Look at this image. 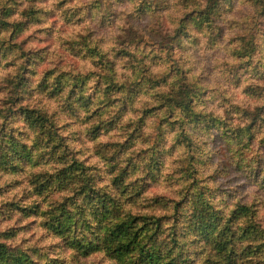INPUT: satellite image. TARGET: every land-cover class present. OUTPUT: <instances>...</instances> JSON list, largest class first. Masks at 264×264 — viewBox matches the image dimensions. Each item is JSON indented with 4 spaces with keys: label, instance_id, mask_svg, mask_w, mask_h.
<instances>
[{
    "label": "rangeland",
    "instance_id": "1",
    "mask_svg": "<svg viewBox=\"0 0 264 264\" xmlns=\"http://www.w3.org/2000/svg\"><path fill=\"white\" fill-rule=\"evenodd\" d=\"M10 1L0 0V17L3 16ZM15 1L18 2L17 8L20 10L17 15L23 18L14 20L12 16L8 19V23L10 25L17 23L19 28L11 29L8 26L11 30L0 32L10 33L7 41L0 42V63L17 51H21V55L16 59H25L30 67L23 73L24 77L29 74V77L25 78L24 89L27 92L15 102L13 101L15 96H13L9 101L11 107L0 113L5 120V124L0 126V198H4L0 200V223L11 222L15 218V224L3 231H12V238H10L12 244L14 245L19 238L20 244L15 246L27 251L40 264H45L53 258L58 259L59 264H119L101 250L87 255L77 252L71 244L73 238L69 240L59 237L49 229L51 226L44 224V211L63 199L65 193L63 190L53 189L37 197L34 195L33 181H36L35 176L40 173H53L56 172V167L65 168L71 163V157L67 160L62 154L63 147L66 145L65 141L69 137H63V146L60 147L59 153L50 154L42 148V144L45 143L38 137H42V134L38 132L36 141L29 147L22 142V138H30V132H36V130L29 127V132H21L9 128L8 125L10 118L17 120L20 118L21 115L17 114L16 110L17 105L22 104L25 97L30 95L29 88L32 82L30 78L39 74V68L47 59L46 50L31 48L23 52V44L28 41H34L37 44L51 41L56 31V24L53 23L49 28L40 27L21 44L13 43V41L19 40L24 32L32 27L46 24L49 18L56 15V12L35 7L21 11L25 3L46 4L47 0ZM208 1L211 0H92L80 9V11L86 10V15L81 17L80 22L88 21L85 30L91 33L89 44L94 41L99 46L109 42L123 41V49H129L132 45L138 47L139 51L142 48L144 50L151 48L158 55H166L167 59L178 65L182 72L187 69L183 72V78L178 80V84H184L185 87L180 89L182 94L175 96L174 100L181 103L182 99L186 100L185 91H189L193 101L190 105L198 114V119H195L192 113L187 112L183 115L180 112L176 125L161 130L160 135L153 139V145L158 147L157 168H155V162L150 159L152 151L148 155L142 151H134L137 142L142 143L145 138L133 139L136 136L135 126L129 128L119 110L100 111L96 108L93 111L92 98L85 99L83 95L79 97L77 104L89 112L85 118V121L90 123L88 133L93 138H98L101 133L110 137L109 143L103 145L97 152L108 164L109 175L115 177L122 171L119 169L124 167L128 157H132V163H128L127 170L123 171L124 184L127 185V193L134 195V191H137V195L133 196L135 203H128V205L137 206L139 209L145 207L151 211L152 208L143 205H146L149 199L157 198L156 211L169 214L171 210L167 209V199L180 201L183 194L191 193L193 188L206 191L209 189L207 193H212L217 204L225 211L224 215L225 213L229 215L235 207L238 209L250 207L254 209L257 221L264 226V215L261 214L264 213V86L260 83L264 82V0H219L217 5L219 7L215 8L218 10L212 23H205L202 28H193L188 23V18L193 17L192 15L197 11L203 10ZM67 2L70 0H61V4L56 7H62ZM140 3L143 10L138 11ZM66 16L67 13H65ZM182 17H187L186 30L181 32L178 39L170 40L174 35V28L169 27V24L177 27L178 20ZM245 42L254 45V51L250 57L241 58L237 55V47ZM222 61H231L232 66L224 67ZM15 66V60L3 64L5 69ZM222 67L223 71H221ZM238 68L241 70L238 71ZM197 70H199V76L196 75ZM50 75L51 70L45 71L43 78L37 84L44 93H48L46 86H51L48 84ZM18 80L19 74L14 83ZM58 80L60 87L61 82L59 78ZM248 80L255 83L250 84L246 89L247 107L239 108L232 104L231 100L224 99L225 92L233 91L241 82ZM52 85L54 86L55 83ZM136 88V95L143 91L140 87ZM56 89L51 95L59 97L63 88ZM72 94L69 93V99ZM232 99H235V93ZM217 100L220 101L218 105ZM226 103L230 107L228 119L224 120L215 116L214 112ZM214 105L216 107L213 112H208V109L213 108ZM182 108V106L178 107L179 110H183ZM201 108L202 110L197 111ZM173 114H177L176 107H173ZM182 116L183 120H181ZM237 119L245 126L240 127V124H235L234 121ZM109 120L111 124L106 130L103 128V123ZM245 121L248 123L245 124ZM67 127L69 126L65 125V128ZM248 128L251 133L246 132ZM174 131L177 135L173 138L172 144H175L176 151L180 152L178 160L182 163L180 168L173 167L168 170V159L172 155L168 138ZM56 132L61 136L60 129L57 128ZM76 139H79V135H76ZM126 139L129 140L124 143ZM15 147L18 148L17 153L13 151ZM7 150L14 158L12 162L6 161L7 163L3 164L1 160ZM18 153L22 155L19 156ZM23 153L25 156H30V159L26 160ZM149 169L153 176L147 174ZM86 171L89 172L88 169ZM95 177L97 180L104 179L103 176ZM176 196L180 199H175ZM125 197H128L127 194ZM166 200L167 205L164 206ZM35 203H38L37 212L28 214L25 209L31 208ZM92 207L93 205L87 206L93 213L90 216L91 226L97 229L98 218ZM24 221L28 223H23ZM185 223L187 224L188 221L182 224ZM238 223H242L241 220H238ZM21 233L25 234L23 238ZM28 233L31 235L28 236ZM56 237L60 238L59 242L46 243ZM190 239L186 238V241L191 243L190 248L193 252L187 257L184 254L183 260L186 258L187 260L183 264H226V259L221 258L216 251L202 243L193 244ZM244 245H246L245 242L241 244V247ZM251 247L254 250V246ZM236 261H238L237 264H251L250 261L260 263V259L250 255L248 258L239 255Z\"/></svg>",
    "mask_w": 264,
    "mask_h": 264
},
{
    "label": "trees",
    "instance_id": "2",
    "mask_svg": "<svg viewBox=\"0 0 264 264\" xmlns=\"http://www.w3.org/2000/svg\"><path fill=\"white\" fill-rule=\"evenodd\" d=\"M17 4V1L11 0L3 16L0 17V32L9 31L15 27L19 28L17 23L12 25L8 23V19L12 16L15 17L20 11ZM140 4L138 11L143 10L142 3ZM218 4L219 0L208 1L203 10L197 11L192 15L193 17L188 18V23L195 29L202 28L205 23L211 24L215 19L218 10L215 8L219 7ZM177 28H180L181 32L187 28L181 18L178 20ZM171 47L168 50L169 53ZM253 47L254 45L247 42L242 43L237 47V55L241 58L250 57L254 51ZM131 48L134 51H139L138 47L133 45ZM124 50L126 53L127 49ZM24 61L25 64L21 65L17 71L19 80L14 83V102L27 92L24 89L26 80L23 73L30 64L25 59ZM56 83L54 86H46L50 95L55 93L56 88H61L58 78ZM127 87L139 86L128 85ZM185 98L186 100L182 99L181 105H179V107H183V110L178 109V113L181 112L184 115L189 112L195 119H198V114L193 111V106L189 103L191 95L187 90ZM173 107H176L177 110L176 105L170 106V110L173 111ZM16 110L19 112L17 114L23 115L30 128L43 135L42 137L38 136L39 140L45 143L42 144V148L50 154L59 153L60 147L63 146V137L57 135L55 125L49 126L48 120L44 116L38 115L34 108H17ZM181 120H183V116ZM110 124V120L103 123V128L107 130ZM246 132L251 133L250 128L246 129ZM128 140L126 139L124 143ZM120 145L122 146L123 143ZM63 148L62 154L67 160L71 157V163L65 168L56 167V172L36 175V181H33L35 184L34 195L40 197L53 189L72 193V195H65L58 203L50 205L49 210L44 211V224L51 226L49 229L59 237L62 236L69 240L73 238L71 244L77 252L87 255L101 250L119 264H183L187 260V258L183 260L184 254L187 257L193 252V249L190 248L191 243L186 241V238H191L190 242L193 244L202 243L216 251L221 258L226 259V264H237L236 258L239 255H244L246 258L250 255L260 259V263L250 261L251 264H264V226L257 221L252 208L238 209L235 207L229 215L227 213L224 215L225 211L217 204L212 193H207L210 191L209 189L206 191L193 188L191 193L183 194L180 201L167 199V209L171 210L169 214H161L156 211L157 198L149 199L148 203L143 205L152 208L151 211L145 207L139 209L137 206L128 205V203H135L133 196L137 195V191H134V195L127 193V185L124 184L123 171L127 170L128 163H132L131 156L128 157L124 167L119 169L122 171L118 172L112 180L115 189V192L112 193L97 190L96 183L102 182V180H97L94 175L88 174L84 164L70 154L67 144ZM13 151L17 153L18 148H13ZM18 154L22 155V153ZM23 157L26 160L30 159V156H25L24 153ZM13 158L7 150L1 162L3 164L12 162ZM150 159L155 162V168H157L159 160L157 146H154ZM147 174L153 176L150 169ZM73 183H75L74 186ZM125 194H127V198ZM167 200L164 202V206L167 205ZM90 205H93L92 210L98 218L99 227L97 229L91 226L92 211L87 208ZM37 207L38 203H35L29 209H22L27 210L28 214L29 212L35 214ZM238 220H241L242 223H238ZM184 221H188V223L182 224ZM184 229H186V233ZM11 232L0 231V264H40L27 251L10 243L12 242L10 241ZM244 242L246 245L241 247ZM251 246H254V250ZM45 264L59 263L58 259L53 258Z\"/></svg>",
    "mask_w": 264,
    "mask_h": 264
},
{
    "label": "clouds",
    "instance_id": "3",
    "mask_svg": "<svg viewBox=\"0 0 264 264\" xmlns=\"http://www.w3.org/2000/svg\"><path fill=\"white\" fill-rule=\"evenodd\" d=\"M91 2L92 0H70L59 8L56 6L61 4V0H47L46 4L39 2L34 5L24 4L21 11L35 7L46 11H55L56 15L49 18L46 24L36 25L24 32L19 40L13 41V43L21 44L37 32L40 27L49 28L53 23L56 24V31L51 41H44L39 44L28 41L23 44V52H27L31 48L46 50L47 59L39 68V74L30 78L32 81L29 88L30 95L26 96L23 103L17 105V108H34L38 115L44 116L48 120L49 126L54 124L55 128L60 129L59 134L62 137H69L65 143L70 154L84 164V167L89 170L88 174L104 177L102 182L96 183L97 190L114 193L115 189L112 185L114 175L108 174V164L102 159V155L97 154L103 145L109 143L110 137L101 133L98 138H93L88 133L90 123L86 122L85 118L89 112L77 104L79 97L81 95L85 99L91 97L93 111L96 108H99L100 111L106 109L109 111L119 110L128 127L133 128L135 126L136 136L133 139L145 138L144 142H137L134 151H142L148 155L154 148L153 139L160 135L161 130L175 126L179 119L180 101L174 100V97L182 94L180 89L185 85L178 84V80L183 78V72H186L187 69L182 72L178 65L167 59L166 55H158L151 48L146 50L142 48L141 51H134L129 48L125 53L122 47L123 41L119 43L109 42L99 46L94 41L89 44L91 33L85 30L88 21L80 22L81 17L86 15V10L80 11V9ZM65 13H67L66 17ZM22 18L20 15L13 17L14 20ZM181 20L186 22L187 17H182ZM119 26L123 27V25ZM169 27L174 28V35L170 40L178 39L181 35V29L172 24H169ZM62 28L63 31H61ZM9 35V32L0 33V42L7 41ZM41 54L43 55L44 51ZM20 55L21 51H17L13 56H9L7 60L0 63V113L11 107L9 101L15 95L14 82L17 71L21 65L25 64L24 59H16ZM12 60L16 61V66L5 69L3 64ZM222 65L230 67L232 62L222 61ZM47 70H51V75L48 78L49 85L56 83L57 78L60 79L63 92L59 97L44 93L42 88L37 87ZM237 70L240 71L241 69L238 68ZM221 71H223V67ZM199 74V70H197L196 75L199 76ZM28 77L29 74H26L25 78ZM252 83L255 82L252 80L241 82L239 87L233 91L225 92L224 99L231 100V103L239 108L247 107L245 92ZM260 83L261 86H264V82ZM128 85H138L143 91L136 95L137 88H128ZM69 93H73L71 99H69ZM233 93H235V99H232ZM133 96H135L134 99ZM189 103H193V101H189ZM216 103L218 105L220 101L217 100ZM172 105L177 106V114L175 115L170 110ZM215 107L214 105L213 108L208 109V112H213ZM229 107L230 105L226 103L216 110L214 115L227 120ZM200 110L202 108L197 109V111ZM234 123L240 124V121L237 119ZM246 123L248 122L245 121ZM4 124L5 120L0 116V126ZM65 125L69 127L65 128ZM244 126V124H240V127ZM8 127L21 132H29V126L23 115L18 120L10 118ZM38 135V132H30V138H22V142L31 147ZM76 135H79V139H76ZM176 135L177 133L174 131L172 136L168 138L169 149L172 153L167 163L168 170L173 167L180 168L182 163L178 160L180 152H177L176 145L172 144ZM176 161L180 163H174ZM65 195H72V193L68 192ZM2 199L4 198H0V200ZM175 199L179 200L180 197L176 196ZM261 214L264 215V213ZM23 223H28V221ZM13 224H15V218L11 222L0 223V231L11 227ZM20 235L22 238L25 236L24 233ZM27 235L30 236L31 233ZM59 239L56 237L46 241V243H57ZM18 244H20L19 238L14 242V245Z\"/></svg>",
    "mask_w": 264,
    "mask_h": 264
}]
</instances>
